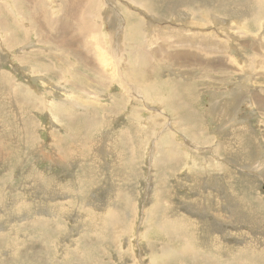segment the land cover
<instances>
[{
	"label": "rangeland",
	"instance_id": "rangeland-1",
	"mask_svg": "<svg viewBox=\"0 0 264 264\" xmlns=\"http://www.w3.org/2000/svg\"><path fill=\"white\" fill-rule=\"evenodd\" d=\"M4 263L264 264V0H0Z\"/></svg>",
	"mask_w": 264,
	"mask_h": 264
},
{
	"label": "bare ground",
	"instance_id": "bare-ground-1",
	"mask_svg": "<svg viewBox=\"0 0 264 264\" xmlns=\"http://www.w3.org/2000/svg\"><path fill=\"white\" fill-rule=\"evenodd\" d=\"M212 1V0H211ZM214 1V0H213ZM222 1V0H221ZM226 1V0H225ZM230 1V0H229ZM217 3H220V2H217ZM228 2H226L227 4ZM234 3V2H233ZM239 3V2H238ZM216 3H214L215 5ZM64 5V4H63ZM204 5V4H203ZM221 5V4H220ZM225 5V4H224ZM236 5H239V4H236ZM213 6V5H212ZM223 6V5H222ZM142 9L143 11H147V13L149 11H152L148 8L144 9L143 6H142ZM212 9V7H211ZM182 10V9H181ZM219 11V10H218ZM131 13V12H129ZM146 13V12H145ZM150 13V12H149ZM148 13V14H149ZM152 15V14H150ZM162 15V14H161ZM159 16V15H158ZM157 16V17H158ZM128 17L130 18V23H129V28L125 29V32H123V35H124V40H129V41H132V42H139L141 39H142V30H143V27H144V20L138 16H135L134 13H131L128 15ZM160 17V16H159ZM161 18V17H160ZM162 18H165V15L164 17ZM196 25H199V24H196ZM150 29V28H149ZM178 30V29H176ZM150 31V30H149ZM180 32V31H179ZM182 34H185V35H188L189 37L187 38L188 40H195V39H198V38H201V40H206V41H209L210 40V37L206 36V35H203L201 33H198V32H195V33H183L182 31L180 32ZM183 44H186L185 42H183ZM187 45V44H186ZM143 54H148V51H144ZM258 62V61H257ZM27 215V214H26ZM35 227V226H34ZM107 228V227H106ZM115 232V231H114ZM90 237V236H89ZM86 238V237H85ZM22 241V240H21ZM50 241V240H49ZM88 241V240H87ZM93 242V241H92ZM102 243V242H101ZM104 243V242H103ZM94 245V244H93ZM57 252V251H56ZM59 255V254H58ZM9 263V262H8ZM5 264V263H4Z\"/></svg>",
	"mask_w": 264,
	"mask_h": 264
},
{
	"label": "crops",
	"instance_id": "crops-1",
	"mask_svg": "<svg viewBox=\"0 0 264 264\" xmlns=\"http://www.w3.org/2000/svg\"><path fill=\"white\" fill-rule=\"evenodd\" d=\"M190 55H192V54H190ZM242 56H243V54H242ZM187 58L188 59H192V61H193V58L192 57H186V58L184 56H170V57H168V59H171L176 66H181L180 68H184V66H185L186 69H194V68L199 69L198 68V65L192 64V63H190V61H187V62L181 64V62L184 59H187ZM199 59H202V58H199ZM208 66H210L212 68V70L217 71L218 74H220L222 76V78L225 77L224 76V72L222 70H219L217 67H214L213 65L212 66L211 65H207V67ZM200 69L202 70L203 73H205L206 71L209 73V71H210V68L207 69L206 66L205 67H202ZM174 72H178V71L176 69H174ZM194 72L195 71H189L187 73L191 74V73H194ZM178 73H180V72H178ZM222 78L221 79H218V81L219 82L222 81Z\"/></svg>",
	"mask_w": 264,
	"mask_h": 264
}]
</instances>
